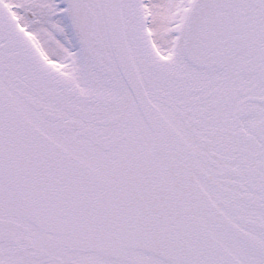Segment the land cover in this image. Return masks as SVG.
<instances>
[{"label": "snow or ice", "instance_id": "snow-or-ice-1", "mask_svg": "<svg viewBox=\"0 0 264 264\" xmlns=\"http://www.w3.org/2000/svg\"><path fill=\"white\" fill-rule=\"evenodd\" d=\"M0 264H264V0H0Z\"/></svg>", "mask_w": 264, "mask_h": 264}]
</instances>
